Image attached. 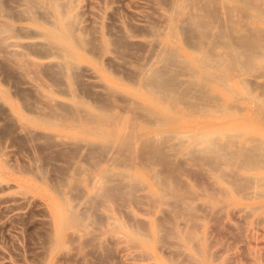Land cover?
Instances as JSON below:
<instances>
[{"label": "bare ground", "instance_id": "1", "mask_svg": "<svg viewBox=\"0 0 264 264\" xmlns=\"http://www.w3.org/2000/svg\"><path fill=\"white\" fill-rule=\"evenodd\" d=\"M256 1L172 0L166 6L169 10L164 32L162 24L161 29L157 26L163 34L159 37L154 33L159 37L158 53L153 52L154 40V48L147 46L153 56L156 53L154 58L150 55L152 59L147 60L151 52H146V60L136 63L128 77L124 75L128 87L126 105L117 113L110 112L106 99L95 93L89 97L99 99L94 104L71 91L63 101L54 85L58 70L69 80L67 89L77 76L98 82L89 64H98L101 59L113 61L119 54L133 50L131 45L137 41L128 32L95 38L85 30L87 26L84 29L80 25L72 8L67 16L62 10L64 17L55 16L48 24L42 23L48 18L43 9L38 18L45 20H32V34L26 35L27 40L15 38L9 43L17 50L12 55L10 50L8 53L17 65L26 64L32 40H42L43 44H38L44 47L42 54L32 53L36 58L32 63L29 60L35 82H22L26 88L37 89L39 93L34 92V96L39 95L41 101L25 105L20 98L12 100L0 89V103L9 113L5 114L9 116L5 125L18 135L27 137L26 133H33L34 140L46 138L41 150L31 145L38 158L30 157L31 149L28 156L0 149L1 213L9 214L13 221L14 217L25 221V247L39 254L27 264H61L69 259L76 263L87 256V252L81 254L84 250L99 254L114 236L137 249L141 259L155 258L151 264H240L232 261L240 249L255 264L258 257H264V230L253 231L252 225L260 221L264 224V84L252 87L258 70L264 78V31L253 27L245 30L243 23L264 20V10ZM63 3L67 7L66 0ZM11 31L10 24L0 19V33L13 37L15 33L12 36ZM36 45L33 48L37 49ZM143 46L146 48V44ZM131 51L126 54L132 55ZM42 60L57 69L56 76L51 75L55 81L50 75L46 77L43 71L48 65L42 66ZM243 73L253 77L245 79L240 76ZM79 82L83 83L81 79ZM235 83L254 109L243 115L233 113L216 99L213 107L207 104L211 102H207V90L224 87L231 94ZM87 88L84 85L82 90L86 94L91 89ZM257 88L263 93L257 94ZM106 91L107 99L116 92L113 88ZM35 133L41 136L35 138ZM28 138L25 141L33 140ZM16 140L13 141L22 143ZM240 217L247 219L250 226H241L244 223ZM33 231L39 241L32 246ZM217 232L241 244L230 252L228 242ZM250 238L255 247L250 245ZM9 247L6 246L12 250ZM156 250L166 251L168 256L159 260Z\"/></svg>", "mask_w": 264, "mask_h": 264}, {"label": "rangeland", "instance_id": "2", "mask_svg": "<svg viewBox=\"0 0 264 264\" xmlns=\"http://www.w3.org/2000/svg\"><path fill=\"white\" fill-rule=\"evenodd\" d=\"M0 1H1L0 2V19L6 20L7 23L10 24V26L12 27V31H11L12 36H13L14 33L16 34V37H15V34H14L13 37H9V35H5V34L0 33V89L2 91H4L12 100H19V98H20V101H22L23 104L25 103V105H26V103L28 104L29 102L31 103L32 101L35 102V100H36V103H38V100H40L39 95H38V97L34 96V94H35L34 92H36L37 89H36V91L35 90L33 91V89H35V88H33V89L32 88L31 89L26 88L22 82L25 79H30L31 81H33L34 74H33V72L31 70H29V68H30L29 66H31L30 64L33 61L32 59H36L34 57L36 55L35 52L39 51L38 52L39 54H42V52H44V50H43L44 47L43 46L40 47L39 46L40 44H38V43H41V44H43V43H42V40L37 39V38H35V41L32 40L34 44L31 46V52L33 54H35V55H33L32 53L27 55L25 57L27 62L24 61L26 63L25 65H22L21 63H19V65H17L18 62L17 61L16 62L13 61V60H15V59H13V57L11 59V57H10L12 55L11 53H16L17 50H16V48L14 46H12L9 43L12 42V40L15 39V38L16 39L27 40L26 39V35L28 36V34L29 35L32 34V28H33L32 24H31L32 20L35 19V20H38L39 22H42L45 19H43V18L39 19L38 17H41V15L45 12L44 14H45L46 17L48 15V18L45 20V22L43 21L42 23L48 24V22L51 23L52 21L55 20V16L60 17V18L64 17V16H67V14L71 13L70 8H72V11H75L74 13H75L76 18H77V15H78L77 19H78L80 25L83 28L85 26H87L86 29L85 28L84 29L86 31L92 33L93 36L95 35L94 36L95 38H98L100 36H104V37H116L117 36L118 37V35H121L123 32L124 33L128 32L131 35V38L137 41V44L135 43V44L131 45L132 47L130 46L131 48H133V50L131 49L132 51L129 50L130 47H128V48H125L124 52L129 50L126 53H128V52L130 53V51H131V54L134 57L132 55H129V54H128L129 55V57H128V55L125 53L123 55L119 54V57L116 58V60H113V61H106L104 59H101L100 61H98V64H96L94 62L89 64V66L92 67L93 71L95 72V74L97 76L96 79H97L98 82H96V83L92 82L91 80L90 81L84 80V78L86 79V77L77 76V77H75V80H73V84L71 82L72 85L69 82L70 88L67 89V87H68V82L67 81H69V80L67 79V77L65 76L63 71L62 70H58V72H57L58 76H56V71H57L56 68H54V67L52 68L51 66H49L48 63H46V60H42V63H41L42 66H45L44 64H46L45 68L48 65L47 69L45 71H43V72H45L46 75L48 74L46 77H48L49 75L57 77V79L53 78L52 76L50 78L51 79L53 78V80L56 79V81L54 80L56 82V85H54L55 86L54 89H56L55 90V91H57L56 93L59 92L58 93L59 95H57L59 99H61L63 101H67V99H68L67 96L69 95V93L71 91V93L79 96L80 98H82L84 100L86 99L88 102H90V104H94L95 101L99 100L97 97H99L101 95L99 98L101 99L103 97L102 99H106L107 106L110 109V112L117 113V112H119V109H121L123 106L126 105L125 104L126 103V94H127L126 91L128 90V87L124 83V81H125L124 77L127 74L128 75L130 74L129 72L131 71V69L134 67V65L136 63L146 60L145 57H148V56L143 57L144 55H146V52H148V51L151 52V53H148L149 56L153 54L152 51H150V49L153 46L155 47V50L153 52L157 51L158 43H159L158 42V38L163 34V33L159 32L161 30L158 31V28H159V26L161 27L160 24H162L161 28L163 29V32H164L165 27H166V20H164V19L167 18V14H168V10H169L168 7L170 6L172 0H159L160 2L163 1V4L165 3L164 4L165 6H163L162 2L159 4L158 0H66L67 7L64 6V3H63L64 0H57V1H51V0H28V1L27 0H0ZM257 1H259V2H257ZM257 1H256V4L259 3L261 8L264 10V0H262V1L257 0ZM55 2L59 3V5H61V6L56 7ZM41 6H43V7H41ZM166 6H168V7H166ZM61 7H63V8L61 9ZM67 8H68L69 11H67ZM225 8L229 9V6L227 5V7L225 6ZM43 9H44V12H43ZM62 10H63L64 16L62 14ZM56 13H57V15H55ZM45 16L43 15L42 17H45ZM139 19H141V20H139ZM245 21H243V23L245 24V27H244L245 30L249 29V27L250 28L253 27V28H256V29H262V31H264V20L257 19L256 21H253L254 23L253 22L252 23H250V22L247 23V20H245ZM260 21H263V23L260 22ZM118 25H119V27H118ZM127 25H129V28H128ZM157 26H158V28H157ZM90 27H91V29H90ZM120 28L122 30L121 33H119L120 32ZM151 28H153V29H151ZM161 28H159V29H161ZM27 29H28V31H27ZM89 29H90V31H89ZM117 30H118V32H117ZM153 30H155L156 32L153 31ZM154 33L159 34V37L158 36H154ZM154 40H156V42ZM152 41H154L156 45L154 44V42H153V44H154L153 45ZM138 42H141L142 44H140ZM147 42H148L149 45H147ZM150 42H151V44H150ZM35 43H37L38 46ZM138 44H140V45H138ZM143 44H146V48L144 47L145 45L143 46ZM34 45H36L37 49L33 48ZM133 45H135V46H133ZM7 46H9V47H7ZM147 46L148 47L150 46L149 47L150 49ZM147 48H148V50H147ZM9 50H10V53H9ZM11 51H13V52H11ZM133 52H136V54L133 53ZM8 53L11 54V55L9 56ZM157 53H158V51H157ZM155 54L156 53H154V56H155ZM138 55L139 56L141 55L142 57L141 56L139 57ZM28 56H29V59H27ZM121 56H122V58H121ZM154 56L152 55L153 58H154ZM137 58H141V59H137ZM124 59L129 61V63H127L126 60H125L126 63H124V61H123ZM148 59H152L151 56L148 57L147 60ZM29 60L31 61V63L29 62ZM121 63L123 64L124 67L122 66ZM108 66H109V68H107ZM21 68H25V69L21 70ZM45 68L43 67V70ZM117 68H118V70H117ZM126 68H128V69H126ZM119 69H120V73L118 72ZM24 70H27V73ZM54 71H55V73H54ZM29 72L30 73L32 72L31 75H29ZM121 72L122 73L124 72L123 75H122ZM257 72H258V74H256V73L255 74L259 75V76H258L257 80L255 81V83L252 82V87L254 86L253 88H255V86L264 84L263 83V81H264L263 79L264 78H262V76L260 77V73H261L260 70H258ZM113 74H115V75H113ZM240 76L245 78V79H249V78L253 77L252 75H250L248 73H243ZM46 77H44V81L47 82L48 78H46ZM78 77H79V80H76V78L78 79ZM126 77H128V76H126ZM6 79H7V81H6ZM80 79H81V81H83V83L79 82ZM2 80H4V81H2ZM12 80H14L15 83H14V81L12 82ZM77 81L79 83H77ZM11 82H12V86H11ZM33 82H35V81H33ZM48 82H50V81H48ZM63 83H64V85H63ZM89 83H91V84L93 83V85L95 84V86L93 87V85H91V84L89 85ZM109 83L111 84V86L109 85ZM78 84H80V86ZM97 84H99V85H97ZM84 85H85V88H87V86L89 88H91V89L87 88V91L89 89L87 94L84 93V91H82ZM18 87L21 88L23 91L21 89H19ZM16 88H18V89H16ZM107 88H113L114 90H116V92L114 91V93H113V98L112 97H110V99L106 98L107 95H108L107 91H106ZM223 88L222 87L221 88L220 87H216V88H212V89L207 90V92H208V94H207L208 101L207 102H209V99L211 100V102H209L207 104L210 105V107L212 106V102L215 101V99H216L217 101L221 102L225 107H227L229 110H232L233 113H235V114H243V115H245L252 108L253 109L255 108V106L251 103L250 99L246 98L247 96H245V95H243V93H241V87H240L239 84H236L235 86H233V92L231 94L226 92V89L224 88L225 89L224 90ZM29 90H32L33 92L29 91ZM60 90H61V92H60ZM90 90L93 91L92 95H91V91ZM24 91H25V93H24ZM99 91L101 92V94H100ZM255 92L257 94L263 93L260 90V88L255 89ZM37 93H39V92H36V95H37ZM93 93H95L94 95L97 96V97H93V98L90 99L89 98L90 96H94ZM21 94L22 95L25 94L23 99H22V96L20 97ZM116 96L120 100H118L116 98ZM24 100H27V101L25 102ZM92 100H93V102H92ZM0 101L3 102V97L1 96V94H0ZM213 109L216 110V107L213 108ZM96 111L100 112V111H98V109H96ZM216 112H218V111H216ZM5 114L9 115L8 110H7L6 106H5V104L3 105L2 103H0V128H2V127L4 128V125L8 121L7 119H9V116H7ZM6 116H7V118H5ZM5 120H7V121L5 122ZM2 123H4V124H2ZM5 127L6 128H4L3 132H5V131L7 132V133L5 132L6 136L5 135H3V136L1 135L3 128L0 130V133H1L0 136L4 137V139L0 138L1 142L3 141L2 143L0 142V149L1 148H3V149L8 148V149L13 150L14 152L16 151V153H15L16 155H20L21 154V155H26V156H28L29 155L28 152L31 151L30 153L31 154L33 153V154L30 155V157L32 156V157L38 158L39 155H37L36 150H34L33 146L31 147V145H36V147L40 148V150H41V148H43L45 146V144H46V140H45L46 138L40 137V139H38V140L35 139L34 140L33 139L34 138L33 137V133H26L27 137H29L28 140H31V139L34 140V141L31 140L30 142H28V141H25V140H27V137H26L25 134H23L24 137H21L23 135L19 134L20 135L19 136L17 133L13 132V130H11L12 128L10 126H8V125L6 126L5 125ZM7 127H9V128H7ZM5 129H7V130H5ZM9 130H11L10 133H9ZM16 134L18 135V138H17ZM10 135L14 136V137L12 136L13 140L18 139L20 141H18V140H16V141L22 142V143H19V144L16 143L15 141L12 140ZM30 135H32L31 136L32 138L30 137ZM34 136H35V138H38L41 135H39V134L37 135L35 133ZM5 137H6V139H5ZM19 138H21V139H19ZM9 139H10V141H9ZM43 141L45 142L44 146L42 145ZM35 143H37V144H35ZM38 143H40V144H38ZM21 144H22V146H21ZM1 145H3V146H1ZM16 146L19 147V148H17ZM24 149H25V151H24ZM26 150H28V151H26ZM18 151H19V153H18ZM34 154H36V155H34ZM49 168L51 170V167H49ZM49 168H48V170H49ZM10 179H12V177ZM133 208H135V207H133ZM1 209H0V214H2L1 212L4 210L3 208H1ZM136 210H138V209H136ZM4 212H6V211H4ZM137 213L139 215H141L140 211L137 212ZM1 217H2V219H1ZM10 217L11 216L9 214H7V213L6 214L4 213V214L0 215V228H1L0 229V264H27V262H29V261L33 260L35 257L39 256V254L37 253V251L34 248L28 249L29 247L28 248L25 247V244H24V233H23V227H24L23 223H25V221L23 219H19V218H16V217H14V221H13V217H11V218ZM242 217H240L241 223H244V224L241 225V226H243L244 228L250 226V222H248V224H247L246 223L247 219H243ZM8 218H10L11 220L8 219ZM18 220H23V221H20V223H19ZM122 220L126 221V219H122ZM10 221H13V223L10 222ZM5 222H7V223H5ZM17 222H18L19 225L17 224ZM126 222H128V221H126ZM6 224H9V225H7V227H6ZM128 224H131V222L128 223ZM11 225H12V227H11ZM252 225H253V228H254L253 231H257V232L259 231L261 233L262 229L264 230V227H263L264 224L261 223V221H260V223L259 222H257V223L254 222V224H252ZM14 227H19L20 229L14 228ZM12 231H14L15 233L12 232ZM16 234L20 235L19 238H18V236ZM32 234H34V235H32ZM32 234H31V236L33 238L32 239V243H33L32 246H33L39 240H38V236H37V232L36 231H33ZM215 234L219 235L220 233L218 234V232H217ZM241 234H243V232ZM6 235H10V236H6ZM263 235H264V232H263ZM35 236L37 237V239H36ZM219 236H220V238H223L224 240H226L228 242V247L229 248L228 247L227 248H228V251H230V252H232L237 245L239 246L241 244L240 241L238 242V239H236V241H235V239H231L230 237L227 239L226 236H222L221 234ZM9 237L10 238L12 237V238L10 239ZM21 237H22V240L20 239ZM113 239H115V241H117V242L114 243ZM250 239H251L250 245L252 247H255L253 239L252 238H250ZM11 240H13V242ZM33 241H35V242H33ZM110 241H113V242L109 243V241H108L106 243V245L104 244L101 247V249L99 250V252H100L99 254H101V258L99 256H97L98 252H95V253L92 252L91 253L90 250H88V249H87V251L84 250L85 252H82V250H81V252H82L81 254H84L86 252L89 253V254L86 253L87 256H85V257L82 256L83 258H80L81 260L78 259L80 261V262L78 261L79 264H82V262H83V264H86L87 262H88L87 264H94V263L95 264H100L101 262H102L101 264H106L105 260L109 261V263L107 262L108 264H151L155 260V258L147 259V257H145L146 259L144 257L141 259L142 255L139 253V251L137 249H135L133 246L127 245L126 243H124L122 241V239H120L117 236L112 237L110 239ZM233 242H235V243L232 246ZM12 243H13V245H12ZM110 245L112 247H110ZM6 246H7V248L10 246L13 251L10 250V249H7ZM17 246H20L21 248L17 247ZM105 246H107L108 248H106ZM13 247L15 249L17 247V249L14 250ZM103 247L106 248V252L104 251L105 248L103 249ZM26 248L28 250H30L27 253L25 252L27 250ZM110 248H111V250H110ZM19 249H21V250H19ZM24 249H25V251H24ZM83 249H85V248H83ZM108 249L111 252L110 253L111 257L108 254V252H109ZM107 250H108V252H107ZM241 251H243V249H240L239 254L236 255V257H234L232 259V261L235 260V261L239 262L240 264H255L254 260L251 259L252 257L247 256L246 252L242 253ZM164 252H166V251H164ZM164 252L156 250V256H157V258L159 260L160 259H164V255H165ZM14 253H16L17 256H15ZM33 253H35V255H33ZM93 253L95 254V256L97 258V259L94 258L95 261H93V257H92L94 255ZM103 253H105V254L103 255ZM134 254H135V256H134ZM26 255H27V257H26ZM90 255H92V256H90ZM30 256H32V257H30ZM104 256H105V258L106 257L107 258L104 259L103 258ZM167 256H168V254L166 253L165 257H167ZM245 257H246V259H245ZM28 258L30 260H28ZM102 258H103V260H102ZM108 258H109V260H108ZM110 258H111V260H110ZM130 258H131V260H130ZM19 259L21 261H19ZM54 259L55 258H53V260ZM75 259H77V258H75ZM96 260H98V261L101 260V261H100V263H97ZM72 261L73 262H70V259H69L68 261L66 260L65 262H61V264H67V263L68 264H71V263L72 264H77L78 263V262L74 263V260H72ZM104 261H105V263H104ZM257 264H264V257H262V256L258 257Z\"/></svg>", "mask_w": 264, "mask_h": 264}]
</instances>
